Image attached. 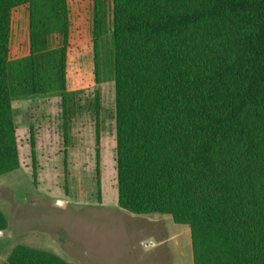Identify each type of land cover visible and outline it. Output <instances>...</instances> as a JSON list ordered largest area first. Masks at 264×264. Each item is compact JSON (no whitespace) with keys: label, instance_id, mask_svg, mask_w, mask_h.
Listing matches in <instances>:
<instances>
[{"label":"trees","instance_id":"trees-1","mask_svg":"<svg viewBox=\"0 0 264 264\" xmlns=\"http://www.w3.org/2000/svg\"><path fill=\"white\" fill-rule=\"evenodd\" d=\"M107 28L94 0L95 71ZM110 33L117 206L188 226L193 264H264V0H111ZM68 35L66 0H0V176L19 169L12 102L65 91ZM1 264L69 263L16 246Z\"/></svg>","mask_w":264,"mask_h":264},{"label":"rangeland","instance_id":"rangeland-1","mask_svg":"<svg viewBox=\"0 0 264 264\" xmlns=\"http://www.w3.org/2000/svg\"><path fill=\"white\" fill-rule=\"evenodd\" d=\"M66 1L64 93L11 104L19 169L0 176L6 223L0 264L16 246L55 254L69 264H193L188 226L169 215H135L117 206L114 81L107 56L111 0H103L108 33L96 71L94 0ZM28 23V7L14 9L10 60L29 54ZM48 43L58 47L60 37L52 35Z\"/></svg>","mask_w":264,"mask_h":264}]
</instances>
